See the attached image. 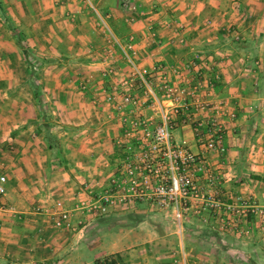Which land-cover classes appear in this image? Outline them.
I'll use <instances>...</instances> for the list:
<instances>
[{
	"label": "crops",
	"instance_id": "1",
	"mask_svg": "<svg viewBox=\"0 0 264 264\" xmlns=\"http://www.w3.org/2000/svg\"><path fill=\"white\" fill-rule=\"evenodd\" d=\"M87 1L94 15H89V5L82 0H0L10 23L17 16L12 27L20 40H25L23 50L33 56L37 77L47 76L56 85L59 80L67 82L64 88L53 86V98L59 95V100H65L64 105L54 102L45 109L21 105L0 111V145L10 143L13 137L21 156L17 174L10 171L6 177L1 200L2 261L93 264L101 257L118 254L120 264H264V237L252 226L242 236L217 232L209 238L193 235L190 241L182 222V229L174 230L177 248L172 250L162 246L168 237L166 223L150 217L152 206L147 202L116 205L102 215L86 212L81 205L87 191L103 188L120 157L112 144L120 125L117 114L110 109L111 103L104 100V92L128 75V66L112 41L114 38L122 44L128 36L134 38L132 56L138 68L156 73L154 69L159 64L175 83H184L188 74L201 82L205 76L208 79L218 75L213 99H221L227 112L234 116L226 119L224 125V164L213 152L207 154V161L231 176L221 184L224 201L235 196L254 202L264 198V0H239L243 12L231 6H214L230 0ZM124 1L137 8L134 21L127 24L122 22L130 13L124 8ZM154 2L159 4L154 17L161 21L174 17L183 25L179 33L159 27L158 44L147 42L144 35ZM92 16L94 21L100 17L108 32L94 28ZM237 17L247 19L240 22ZM177 37L183 41L179 43ZM233 40H238L239 45ZM2 45L4 53L9 57L15 54L20 64L22 57L15 52L12 40H3ZM196 51L201 55L196 62L200 72L185 74L182 69ZM8 64L9 60L5 61L7 69ZM108 64L114 74L105 78L101 72ZM175 68L180 74H173ZM7 76L10 79L8 71ZM81 80L87 82L84 92L76 88ZM11 113L19 115L15 122L5 118ZM143 114L149 116L153 112L143 110ZM39 119H43L41 123ZM31 122L36 124L34 132ZM15 129L16 133L12 132ZM176 130V138L183 136L192 151L199 149L187 127ZM35 145L41 155H35L36 165L31 171L21 161L24 163V158L30 157L31 146L36 149ZM45 148L48 152L43 156L41 150ZM22 178H34L33 184H22ZM29 197L43 211L30 212L29 201L25 200ZM56 201L69 211V227L53 225ZM248 219L254 220L251 215ZM208 241L213 249L202 251L195 246ZM173 257L176 263H172ZM207 257L212 260H206Z\"/></svg>",
	"mask_w": 264,
	"mask_h": 264
},
{
	"label": "built area",
	"instance_id": "2",
	"mask_svg": "<svg viewBox=\"0 0 264 264\" xmlns=\"http://www.w3.org/2000/svg\"><path fill=\"white\" fill-rule=\"evenodd\" d=\"M88 3L87 0H82ZM125 10L130 13L124 17L125 22H133L136 6L123 2ZM90 6V5H89ZM91 9L92 6H90ZM94 10V9H93ZM154 11V12H153ZM144 26L147 42L158 44L159 27H169L179 33L183 25L174 17L161 21L154 9ZM97 25L105 32L108 29L100 17ZM118 46L128 66V75L119 84H113L108 92H104V100L111 103L110 109L117 114L120 131L112 138V144L120 152V157L106 184L100 191H87L81 202L86 212L102 215L116 205L131 204L144 201L159 210L169 211L176 228L182 229V222L195 217L209 222L224 233L242 236L249 233L251 226L264 237V198L254 202L249 198L235 196L224 201L221 196L223 180L231 176L222 167H213L207 161L210 152L220 156L223 165L224 125L222 119L233 118L227 112L221 99H213V88L218 75L205 79L204 82L184 83L171 82L167 73L157 64L155 72L138 68L133 60V36H128ZM180 43L182 37H177ZM198 58L185 63L189 70L196 65ZM174 75L180 74L178 69L172 70ZM114 74L108 65L102 70V77ZM117 98V99H115ZM143 110L157 113L146 116ZM187 127L192 134L193 142L199 147L192 151L185 137H174V130ZM222 157V158H221ZM6 175L0 172V209L5 194ZM52 223L55 227H69L70 213L61 208L62 203H54ZM43 207L36 206L40 212ZM251 215L254 220L250 221ZM176 263V258H172ZM93 264H118L106 258H99Z\"/></svg>",
	"mask_w": 264,
	"mask_h": 264
},
{
	"label": "rangeland",
	"instance_id": "3",
	"mask_svg": "<svg viewBox=\"0 0 264 264\" xmlns=\"http://www.w3.org/2000/svg\"><path fill=\"white\" fill-rule=\"evenodd\" d=\"M152 5L154 6V8H152V10L150 9L151 12L154 9H157V7L159 6V4L157 2L152 3ZM214 6H219L221 8H228V9H230V6H231L232 9L237 10L238 12H243V7L241 6V2L239 0H230V2L226 1L220 5L214 4ZM86 8L88 10H90V12H89L90 16L94 15V13H93L94 11H93V9L90 8V6L86 7ZM237 18H238V21L241 22V21H243V19L245 17H243V19L242 18L240 19V17H237ZM91 19H92V25L94 26V28L98 29L99 31L103 30V27H101V25L95 24L96 21L93 20V16ZM245 19H247V18H245ZM9 20L10 19L8 17H5V15L3 13V7L0 4V73H2L0 75V111L3 109L7 110V107L8 108L9 107H15V106L19 107L21 105H30V106L31 105H38L42 109H45L46 107L53 105L54 102H59L60 104L64 105L63 103H66V102L64 99L59 100V98H58L59 95L56 98H53L54 93H55L54 87L57 86L58 89L64 88L65 83H67V82L59 80L58 84L56 85L55 81L52 80V82H50L49 78H47V76L42 77V79H39V77H37L36 74L38 72V68H36L37 66H36L35 62L33 61V56L31 54H29L28 51L23 50V47L26 44V43H24L25 40L23 38H21L22 40H20V37L18 36L17 31L16 30L14 31V29L12 27V22L13 21L16 22L15 20H17V16L15 15L13 17V20L11 23L9 22ZM238 21H236L235 24H237ZM122 22L127 24V22H125V21H122ZM128 23H131V22H128ZM204 24L207 25L209 23H204ZM235 24H233V26ZM7 32H10V34H9L10 38L8 37ZM108 36H109V34H108ZM109 38H110V36H109ZM10 39L12 40V43L15 47V52L18 51L21 54L22 58H21L20 64L18 63V59H17V56L15 54H14V56L9 57V56H7L8 55L7 52L4 53V47L2 45V41L3 40L9 41ZM21 52L23 53V55ZM199 56H201V55L198 51L192 52V57L190 59L192 60L195 57V58H198L197 60H200ZM64 57H66V56H64ZM8 60H9V64H8L9 67L7 69V67L5 66V61L7 62ZM206 68H208V67L206 66ZM184 70L186 71L185 74H188L189 72H192V71L196 72L195 74L200 72L199 67H197V64L189 70H186V69H184ZM7 71L10 75V79L7 76ZM190 77H191V75L188 74V76L185 79L190 80L191 82L199 81L198 80L199 78L192 79ZM3 78L7 79V80H4ZM203 78L207 79L206 76ZM52 83H53V85H52ZM86 83L87 82H85L84 80L79 81L76 84L77 90L79 92H84L86 89V86H87ZM178 83H180V82H178ZM4 107H6V109ZM11 114H12V116H10L9 118L8 117H5V118H7L10 122H15L14 119L19 118V115L17 113H11ZM153 114H155L153 116L157 120L158 114L156 112ZM21 115L22 114H20V116ZM45 116H49V115L47 114ZM48 119H49V117H48ZM42 120L43 119H39L38 122L41 123ZM49 120L53 121V119L51 117ZM31 124H32L31 128L34 132V128H35L36 124H34L33 122H31ZM222 124L223 125L226 124V118L225 117L222 119ZM17 130L18 129H15L12 132L16 133ZM173 134L177 135V134H179V132L177 130H174ZM175 135H174V137H175ZM178 138H176V139H178ZM13 139L14 138L11 137L10 143L0 145V172L4 173L6 175V177H7L8 173H10V171L13 172V174H17V170L19 167L18 163L20 162L19 159L21 157L20 154H18L19 151L17 150V147L19 145ZM20 148H21V146H20ZM31 148L32 149H31L30 157L29 156L25 157L24 159L25 160L27 159V160L24 161V163L21 161V164H24L26 167H29L30 170L32 171L35 169L34 166L36 165L34 159H36L37 157H35V155L36 156H38L37 154L41 155L40 154L41 152H39L40 148L37 145H35L36 149H34V146H31ZM41 151H42V154L44 156L46 154V152H48V148L42 149ZM1 153H2V155H1ZM16 178L18 179V176ZM22 180H25V182H22ZM22 180H21L22 184H26V183H32L33 184L34 178H22ZM15 182H16V179H15ZM25 200H26V202L29 201L28 206H29L30 212H32V213L38 212L35 210V207L38 206V204H39L36 200H32L31 198L25 199ZM149 212H150V214H149L150 217L153 218V216H154V220H159V218H161L160 220H163V222L166 223L165 232L168 233L167 234L168 237H166L167 241H165V244L162 246H164L165 248L170 247L172 250L176 249L177 248V239H176V233L174 232V230L176 229V225H175L174 221L172 220V217H171V214L169 213V211L159 210V209H156L154 207H151V211H149ZM189 218L192 219V217H189ZM186 219H188V218H186ZM186 219L183 221V223L185 225L186 233L187 234L189 233V237L187 236V239H189L190 241L193 240V237H192L193 235L198 236V234H199L202 236V238L203 237L209 238V237L214 236L215 234H218L217 232H219L217 230V228L212 226L209 222H204L202 220H186ZM194 221L196 223H198V225H195V223H193ZM222 233H224V232H222ZM209 243H210V241H208L207 243L199 242V243H196L195 246L198 249H202V251H205V250L208 251V250L214 248ZM207 259L212 260L211 257H207L206 260ZM190 260L192 261L193 258L190 257ZM0 264H6V263H4L2 261V259L0 258Z\"/></svg>",
	"mask_w": 264,
	"mask_h": 264
},
{
	"label": "trees",
	"instance_id": "4",
	"mask_svg": "<svg viewBox=\"0 0 264 264\" xmlns=\"http://www.w3.org/2000/svg\"><path fill=\"white\" fill-rule=\"evenodd\" d=\"M233 43H235L236 46L239 45L238 40H233ZM103 258H106V259L108 258V259H110L111 261H115V262H117L118 264H120V257H119L118 254H113V255L105 256V257H103ZM96 261H97V260H95V262H96Z\"/></svg>",
	"mask_w": 264,
	"mask_h": 264
}]
</instances>
